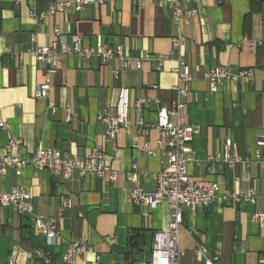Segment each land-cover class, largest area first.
I'll use <instances>...</instances> for the list:
<instances>
[{
	"label": "crops",
	"instance_id": "obj_1",
	"mask_svg": "<svg viewBox=\"0 0 264 264\" xmlns=\"http://www.w3.org/2000/svg\"><path fill=\"white\" fill-rule=\"evenodd\" d=\"M56 1L69 0H0V122L7 125L0 129V154L11 138L20 142L19 154L27 158L38 145L79 158L102 148L120 174L130 171L136 160L139 170L147 172L138 184L154 193V175L167 159L163 154L137 155L132 146L135 141L155 147L158 132L138 134V121L154 124L158 110L177 98L173 68L176 59H183L193 78L184 112L195 130L189 149L197 162L189 165V174L216 182L220 196L207 209L185 211L178 236L180 264H205L198 250L202 245L218 256L216 264H257L264 258V229L253 224L251 216L256 210L264 212V166L229 167L207 160L222 152L227 138L247 157L253 155L256 139L264 137V43L251 46L246 41L264 37V0H181L184 10L196 12L189 22H174L167 0H102V5L58 12L44 21L31 17L33 10L43 12ZM55 27L82 36L85 45L99 39L108 47L121 46L127 57L150 58L142 60L140 68L129 69L121 60L102 64L95 58H63L51 92L57 110L51 114L48 100L33 97L44 70L29 49L52 42ZM179 36L184 43L175 45L173 39ZM164 57L158 70V58ZM225 66L233 72L252 70L253 80L247 85L224 80L211 93L205 72ZM122 87L129 88L132 101L145 98L150 105L140 112L131 108L130 131L110 139L97 117L116 101ZM15 186L30 193L36 215L58 218L60 235L49 244L36 233L30 216L19 217L12 208L0 206V264H64L61 256L74 240L91 248L78 264H128L131 236L144 234V246L149 244L151 251L154 233L166 230L171 220L165 201L152 207L130 203L133 185L123 175L108 183L78 174L68 180L26 168L0 177V192ZM247 189L257 192L256 205L225 197ZM63 200L69 202L65 208ZM39 252L51 261L46 263Z\"/></svg>",
	"mask_w": 264,
	"mask_h": 264
},
{
	"label": "built area",
	"instance_id": "obj_2",
	"mask_svg": "<svg viewBox=\"0 0 264 264\" xmlns=\"http://www.w3.org/2000/svg\"><path fill=\"white\" fill-rule=\"evenodd\" d=\"M172 12V20L179 22L184 20L189 22L190 18L196 14L195 11H186L181 0H167ZM223 1V0H219ZM21 0H16L19 4ZM90 4L102 5V0H69L56 1L49 5L43 12H31V17L37 21H44L58 12H80L85 6ZM54 40L47 45L33 44L29 49L31 55L41 65L44 70V79L39 83L33 93L36 100H48V110L51 114L56 113L57 106L51 100V92L55 77H57L60 64L67 56H77L83 60L97 59L102 64L112 60H121L123 68L129 69L132 66L140 68L142 60L150 58L145 54L141 59L127 57L121 46L108 47L97 39L94 45H85L83 37L77 34H64L59 28L53 30ZM184 38L179 36L173 39L175 45L184 43ZM252 46L264 43V37L257 41L246 39ZM168 57V56H167ZM158 58L157 69L160 70L163 61L167 58ZM171 57V56H169ZM176 66L173 72L177 75L178 81L172 88L176 92L177 98L171 102L169 108H160L157 112V121L154 124L138 121V134L155 130L159 137L154 148L148 142L140 145L134 141L132 148L137 151V155L149 157L163 154L167 161L165 166L154 175L157 189L154 193H147L138 184L139 178L147 176L146 171H140L136 160L132 162V169L120 174L113 169L106 159V154L102 148H97L84 158L77 156L65 157L53 148H45L38 145L34 152L27 157L19 154L20 142L11 138L4 147V153L0 154V177L9 170L20 171L26 168H35L41 172H48L53 177L68 179L73 174H78L81 178L93 177L99 180L115 182L123 175L133 186L128 191V201L132 204L156 206L162 202H167L171 211V220L166 230L155 232L153 235L150 255L147 259H142L135 264H180L182 255L178 247L179 231L183 225L185 211L196 212L200 209H207L217 201L220 196V186L216 182L203 179L192 178L189 174V165L197 160L190 153V144L194 140V127L187 123L185 118L186 99L190 93V86L193 80L189 66L183 59H176ZM119 71L114 72L117 77ZM204 79L208 83L211 93L217 92L220 84L224 80L247 85L253 80L252 70H241L233 72L230 67H219L209 69L204 74ZM150 105V101L145 98L137 100L130 99L129 88L122 87L119 90L116 101L105 111L98 114V121L106 126V135L110 139H115L120 133H128L131 129L129 111L133 108L136 111H143ZM66 119L69 121L71 113L70 103L66 106ZM7 125L0 122V129H6ZM223 162L229 167L240 165L243 168L252 163L264 166V137H258L255 141L253 155L242 157L239 154L238 144L230 138L225 140L221 153L210 156L207 160L211 162ZM231 197L236 201L246 202L251 205L257 203V192L254 189L240 190L225 197ZM69 205L67 200H63L62 208ZM0 206L12 208L17 216H30L32 226L37 234L43 236L50 244L60 235V225L58 218H43L34 213L31 203L30 193L21 187H14L8 193L0 192ZM251 222L264 229V212L256 210L251 216ZM91 248L84 241L74 240L71 242L61 259L64 264H78L77 259L89 252ZM205 256V264H216L219 258L216 254L210 253L204 245L198 248ZM38 256L49 263L50 257L39 252ZM257 264H264V258H260Z\"/></svg>",
	"mask_w": 264,
	"mask_h": 264
},
{
	"label": "trees",
	"instance_id": "obj_3",
	"mask_svg": "<svg viewBox=\"0 0 264 264\" xmlns=\"http://www.w3.org/2000/svg\"><path fill=\"white\" fill-rule=\"evenodd\" d=\"M144 242L145 236L142 233H136L132 235L128 242V250L126 252V261L128 264H135L136 262L141 261L142 259H147L144 252ZM150 255V254H149Z\"/></svg>",
	"mask_w": 264,
	"mask_h": 264
},
{
	"label": "rangeland",
	"instance_id": "obj_4",
	"mask_svg": "<svg viewBox=\"0 0 264 264\" xmlns=\"http://www.w3.org/2000/svg\"><path fill=\"white\" fill-rule=\"evenodd\" d=\"M144 252L146 253V254H150V245L148 244V245H146V246H144Z\"/></svg>",
	"mask_w": 264,
	"mask_h": 264
}]
</instances>
